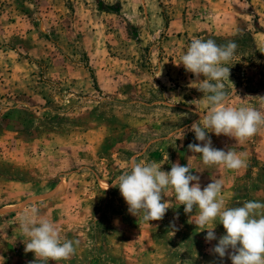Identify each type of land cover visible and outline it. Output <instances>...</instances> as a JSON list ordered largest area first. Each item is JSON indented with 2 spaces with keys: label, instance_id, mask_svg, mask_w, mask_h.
<instances>
[{
  "label": "rangeland",
  "instance_id": "1",
  "mask_svg": "<svg viewBox=\"0 0 264 264\" xmlns=\"http://www.w3.org/2000/svg\"><path fill=\"white\" fill-rule=\"evenodd\" d=\"M102 2L0 0V264H34L19 229L33 204L78 241L69 260L49 264H231L174 194L164 217L145 223L111 181L130 159L163 171L178 162L202 189L220 179L227 207L264 202V127L244 142L208 133L246 167L204 165L187 146L202 143L188 129L206 102L177 65L193 39L235 41L229 106L264 112V0Z\"/></svg>",
  "mask_w": 264,
  "mask_h": 264
},
{
  "label": "clouds",
  "instance_id": "2",
  "mask_svg": "<svg viewBox=\"0 0 264 264\" xmlns=\"http://www.w3.org/2000/svg\"><path fill=\"white\" fill-rule=\"evenodd\" d=\"M236 49L235 41L218 45L213 39L196 38L177 64L200 81L198 91L206 102V111L199 112L200 119L188 129L202 143H189L187 149L199 154L204 165L223 166L226 170L246 167V161L232 147L227 150L213 147L208 133L244 142L264 127V112L250 105L229 106L230 95H236V91L233 85L231 93L226 91L224 81L230 83V67L226 65ZM177 131L182 138L184 130ZM111 186L119 189L128 213L145 223L161 220L170 207L163 197L166 192L174 194L179 205L184 206L185 214L194 213L196 227L206 230L205 241L217 240L211 252L221 261L227 256L231 264H264V202L245 201L240 206L227 207L220 179H212L202 189L199 177L192 174L187 164L173 163L170 171H163L155 161L130 159ZM39 216L40 210L33 204L20 218V233L27 240L25 253L34 254V264L69 260L76 252L78 241L62 237L54 222L37 219ZM217 223L224 229L219 238L214 231Z\"/></svg>",
  "mask_w": 264,
  "mask_h": 264
},
{
  "label": "trees",
  "instance_id": "3",
  "mask_svg": "<svg viewBox=\"0 0 264 264\" xmlns=\"http://www.w3.org/2000/svg\"><path fill=\"white\" fill-rule=\"evenodd\" d=\"M96 2L98 3V6L100 8L104 7V4H103L102 0H96Z\"/></svg>",
  "mask_w": 264,
  "mask_h": 264
}]
</instances>
